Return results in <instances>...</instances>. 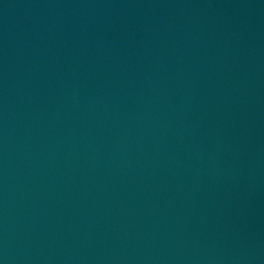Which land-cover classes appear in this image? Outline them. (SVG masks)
<instances>
[{
  "label": "water",
  "instance_id": "1",
  "mask_svg": "<svg viewBox=\"0 0 264 264\" xmlns=\"http://www.w3.org/2000/svg\"><path fill=\"white\" fill-rule=\"evenodd\" d=\"M0 264H264V0H0Z\"/></svg>",
  "mask_w": 264,
  "mask_h": 264
}]
</instances>
